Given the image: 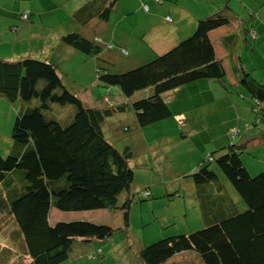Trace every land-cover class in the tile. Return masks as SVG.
Returning a JSON list of instances; mask_svg holds the SVG:
<instances>
[{
  "label": "trees",
  "instance_id": "16d2710c",
  "mask_svg": "<svg viewBox=\"0 0 264 264\" xmlns=\"http://www.w3.org/2000/svg\"><path fill=\"white\" fill-rule=\"evenodd\" d=\"M153 1L161 4L163 0ZM117 2H83L73 12L79 29L64 33L60 39L88 56L84 60L95 59L97 82L106 87L107 93L110 86H117L120 99L115 96L103 106L87 105L64 83L57 65L48 59L31 55L0 58V97L21 104L11 131L13 150L5 156L0 154V215H6L18 227L8 233L16 246L4 248L12 258L17 248L20 264L23 256L28 258L23 264H62L72 258L69 252L73 243L113 234L111 226L90 220L50 223L51 208L65 212L121 210L127 229L128 211L138 193L132 190L136 151L130 143L117 148V139L107 138L103 125L128 109L138 126L158 123L173 115L168 95L198 79H224L223 58L217 57L211 31L225 27L219 37L226 49L225 59L237 52L238 38L231 33L238 19L236 11L227 2L218 3L216 9L196 18L190 36L154 52L148 61L112 72L110 61L102 55L108 48L106 39L87 33L86 28L93 20L107 22ZM144 9L149 10L147 3ZM18 16L23 21L31 19L29 10L18 12ZM167 17L165 20L171 22ZM13 27L15 30L18 25ZM248 31L251 33V28ZM120 48L128 55L125 47ZM237 67L242 72L239 83L254 100L251 109L259 131L244 135L241 142L208 152L197 163L188 176L198 189L204 226L144 246L140 250L144 264H163L176 253L189 250L204 264H264V171L251 174L242 159L244 153H250L253 142H264V78H256L241 63ZM138 93L143 95L134 98ZM54 104L74 106L66 123L46 114ZM232 129L229 134L234 136L238 130ZM217 169L238 194V203L227 193L215 195L198 188L222 187ZM149 195L148 189L142 193L145 198ZM8 222L6 219L5 227Z\"/></svg>",
  "mask_w": 264,
  "mask_h": 264
},
{
  "label": "rangeland",
  "instance_id": "374dc122",
  "mask_svg": "<svg viewBox=\"0 0 264 264\" xmlns=\"http://www.w3.org/2000/svg\"><path fill=\"white\" fill-rule=\"evenodd\" d=\"M85 1L87 0H44V4H42L40 0H24V4L27 2L29 7L32 6L33 14L31 16L34 18V22L31 23L29 21V23L28 21L20 20L19 16L16 17L18 19L16 20V24L24 26V29L15 33L14 27H12L13 32L8 33L10 29L7 27L4 31L5 34L0 35L4 44L9 39L11 40L8 44L9 48L5 50V53L2 52L3 50H0V58L17 59L22 56L31 55L43 59L51 54L53 60L60 64L64 83L72 87V90L81 96L84 103L95 106L102 100L103 103L109 104V99L112 100L115 96V98L120 99L119 95L121 94L117 86H110V93H107L106 87L97 82L95 73L93 72L95 69V59L91 58L83 61L82 59L88 56L80 52L63 56V50L59 44L60 37L64 33L79 29L80 26L73 18V12ZM146 1H150L148 3L149 10L147 11L144 9ZM52 2L59 4L56 8L52 9ZM225 2L232 7L242 9L239 6L238 0H163L161 4L153 0H138L136 7H134L135 0H118L107 24L103 28L94 26L89 29L94 30L93 32L98 33L102 38L106 39L108 48L103 50L102 55L110 61V71L120 72L130 61H148L154 56L155 53L148 44V41L155 37L159 39L162 35L161 28L170 32L169 35L172 40L173 38L175 41L182 40L194 32L196 18L204 17L211 12L208 10L216 9L218 3L225 4ZM178 7L186 10V13H181ZM166 14L171 16L172 22L162 21L165 19ZM143 15L149 16L152 24L155 17L159 19L150 31H146V29L150 28V25L143 19ZM98 21L93 20L88 26ZM160 24L164 25L160 27ZM155 29L156 34L154 37L152 32ZM42 30H44L45 35L41 34ZM144 32L149 35L151 34L150 38L146 37L145 39ZM120 37L122 45L119 43ZM170 42L169 38L165 40L163 47L166 48ZM43 44L49 48L44 53ZM121 46L125 47L128 55H124L121 52ZM156 47H160L158 42ZM158 49L160 51L157 52L163 51L162 48ZM239 54L241 56V63L244 66L249 51L247 52L241 47L235 53V55ZM252 55L254 56L253 53ZM59 58L61 59L60 61H58ZM130 66L132 65H128V67ZM255 72L260 76L264 73V69H256ZM242 88L244 89V87ZM243 89L241 92L245 93L246 91ZM83 90H87V92L79 93ZM233 90L236 92L237 89L234 88ZM90 91L93 93H88ZM140 93L136 94L134 98L143 95V93L142 95ZM86 94L88 95L85 96ZM247 99L252 101L250 94L247 95ZM73 110V105L54 104L50 110L46 111V114L60 120L62 123H66ZM19 111H21L20 102H10L0 97V154L3 156L13 150L15 142L11 138V131ZM130 112L132 110L128 109L112 117V120L116 124H121L122 128L123 126L130 127L128 131L123 132L128 135L132 130L134 132L137 129H134L131 123L132 116ZM177 127L174 128L172 126V128L165 131L166 134L164 136L162 131H154L153 126L152 133L148 131L150 128L138 126V129L144 131V135L148 136L147 139L150 140L149 145L151 147L135 149L136 156L134 161H132L134 165L132 190L138 193L133 196L132 205H130L128 211L129 226L127 229L123 227V211L121 210L95 209L65 212L51 208L48 218L50 223H54L55 218L65 221L90 220L95 223L107 224L114 228L113 234L108 238L99 239L92 237L86 241L73 243L69 254L72 257H78L68 259L69 261H65V264H144L140 257V250L144 246L164 237L179 233H189L204 226L202 224L200 202L194 191L195 184L188 174L191 173L202 158L207 156L208 151H205L203 155L199 154L198 146L202 148L206 145L205 134H209V132L204 133L206 132L205 130L204 132L194 131L188 136H179L183 129H181L180 125H177ZM103 128L105 136L107 138L111 137L108 131H106L107 126L103 125ZM174 134H178L177 139H175ZM234 138L236 140L233 139L230 142L239 141L241 135L238 134ZM116 147L121 149L122 143L117 142ZM160 150L163 152V156L157 158V162H152V164L146 161L148 159L146 156L152 151L156 153ZM247 153L243 154L242 159L248 165V171L251 174H255L259 170L264 171V144L258 146L255 153H249L250 156ZM246 157H249L248 161L245 160ZM209 165L213 168L215 167L214 162L209 163ZM170 170L173 173H170ZM217 173L219 181L222 182L223 187H226L228 194L232 198H235L236 202L240 201L241 199L238 194L221 170L217 169ZM149 184L154 185L150 187L148 186ZM145 189H148L150 192L147 198L142 197ZM157 189L163 190L162 192L165 196L159 195L160 193L155 191ZM6 219L10 222L5 227ZM13 227L14 231L18 228L6 215H0V264H20L21 262V260H17L19 257L18 253L20 252L16 247L14 250L18 253L14 255V258L10 257L9 254L7 256V250L5 251L4 248L16 246V241L14 243L8 236L9 231ZM77 252H83V254L81 255ZM185 257L188 259L182 263L204 264L200 257L190 250L176 254L163 264H171L172 261H183ZM22 261L25 263L28 261V258L23 256Z\"/></svg>",
  "mask_w": 264,
  "mask_h": 264
},
{
  "label": "crops",
  "instance_id": "0c3cea01",
  "mask_svg": "<svg viewBox=\"0 0 264 264\" xmlns=\"http://www.w3.org/2000/svg\"><path fill=\"white\" fill-rule=\"evenodd\" d=\"M40 1L42 4H44V0H40ZM149 2L146 1L147 4ZM238 2H239V6H241L242 9L232 7L233 9H235L238 19L236 20L234 27L231 29V33L235 34L238 38L237 52L238 50L241 49V47H243V49H245L247 52L249 51L248 57L245 60L246 62L244 67L246 69L248 68L247 70L250 69L255 77L257 76L260 77V79H263L264 73L258 76V73L255 72V70L264 69V51H263L264 50V0H238ZM137 4H138V0H135L134 7H136ZM56 7L57 5L51 4L52 9ZM178 8L181 13H186V10L181 9V7ZM24 10H29L30 15L33 14L32 6L29 7L27 2H25L24 4V0H0V35L5 34L4 31L7 27L10 29L8 33L13 32L12 27L16 25V17L18 16V12ZM166 16L169 15L166 14ZM143 19H145V21H147L148 24L150 25V28L146 29V31H150L152 27L155 26V22L159 20L157 17H155L152 24L149 20V16L143 15ZM29 21L33 23L34 18L31 16V19L28 20V22ZM162 21H165V19H163ZM107 22L98 21L90 26H87L86 31L91 34L95 33L96 35L101 36L98 33L93 32L94 30H90L89 28H92L94 26H99L98 28L100 27L103 28L105 24H107ZM163 25L164 24H160V27H162ZM243 27H246L247 29H244ZM248 27L251 28V33L249 32L250 30L248 31ZM23 29L24 26H18L15 29V33H18L20 30ZM224 31H225V27H221L209 33L210 38L213 39L217 57L223 58V65L225 66V70H226V75L224 79L212 80V79L202 78L193 81L191 83H188L187 85L177 89L174 93L168 95V98H170L169 106L173 112V115L158 123H153L144 126L146 128H150L148 129L150 133H152V126H153L154 131L155 130L162 131L164 136L166 134L165 131L172 128V126L174 128H178L177 125H180L181 129H183L180 132L181 135L179 136H185V135L188 136L194 131L204 132L205 130L206 132L204 133L209 132V134H205L206 145L202 148H199L198 146V151L200 155H203L205 151L210 152L219 147L230 144L231 143L230 141L235 139L234 137L238 134L241 135V139H242L244 135H249V134L253 135L254 133L259 131L254 123L255 116H253L252 114L253 112L251 109V107L254 105V100L252 97L251 99L253 102L247 99V95L249 93L246 90L245 91L247 93L241 92L243 86L239 83V79L241 78L242 72L237 67L238 64L241 63V56L240 54L239 55L231 54L230 56L228 55L229 60L225 59V55H227L226 49L223 46L221 39L219 38L220 35L224 33ZM152 33L154 34L155 37L156 29ZM161 33L162 35L159 37V39L155 37V38H151L148 41V44L150 45V47L154 52L160 51L158 48H162L164 51L166 50V48L172 46L175 42L178 41V40L175 41L174 38L172 40L171 36L169 35L170 32L165 29L161 28ZM41 34L45 35L44 30L41 31ZM150 35L144 32L145 39L146 37L150 38ZM168 38L170 39L171 42L168 43L167 47L165 48L163 47V45L165 40H168ZM10 42L11 40L9 39L7 43L4 44V41L0 37V50L1 51L3 50L2 52L5 53V50H8L9 48L8 44ZM61 42L62 41L60 39L59 44L61 45V48L63 50L62 52L63 56L76 54L77 51H75L74 49H72L70 46L66 45L63 42L61 44ZM157 42L160 44V47L158 48L156 47ZM119 43L122 45L121 37L119 38ZM42 46L44 47L43 53L49 50V48L46 47L45 44H43ZM252 53L254 54V56L252 55ZM45 59H48L52 63L56 64L60 76L64 77L62 72L60 71L61 70L60 64L53 60L51 54L46 56ZM60 60L61 59L59 58L58 61ZM82 60L85 61L84 59ZM134 63L136 64L139 62L137 60H135L134 62L130 61L125 66V68L128 67V65H133ZM234 88L237 89L236 92L235 90H233ZM85 92H87V90L80 91L79 93H85ZM88 93H93V92L90 91ZM87 95L88 94H86L85 96ZM103 104L104 103L102 102V100H100L95 106H103ZM130 113L132 116L131 123L134 129L137 128L134 132L132 130V132L129 135L124 134L123 132L128 131L130 129L129 126H123L122 128L121 124H116L115 121H113L112 119L111 120L108 119L104 124L107 126L108 133L111 135L112 139L114 137V139H117V142L122 143V145H124L125 143H130L135 147V149L151 147L149 145L150 140L147 139L148 136L144 135V131L138 129V124L135 119V116L132 114V112ZM231 128H234L231 130V131L234 130V132L238 130L234 136L229 134ZM174 137L175 139H177L178 134H174ZM263 144L264 142L262 140L253 142L252 145L253 148L250 149V153H255L257 151V147ZM156 153L155 151H152L148 156H146V158H148L146 159V161H148V163L157 162V158L162 157L163 152H161L160 150L157 151ZM247 154L249 155V152ZM245 160L248 161L249 157H246ZM243 162L245 163L244 160ZM245 165L248 166L246 163ZM171 171L172 170H170L169 172L173 173ZM152 185L149 184L148 186L151 187ZM178 186H180V184H178ZM198 188L200 189V191L207 190L208 193H213L215 195H217L216 193L228 194L226 187L223 186L220 187L219 185H214L212 187L208 186V187H198ZM196 190L198 191V189H196L194 185V191L196 192ZM155 191H157V193H160L159 195L165 196V194L162 192L163 190L160 191L157 189ZM233 200H235L236 202L235 198H233ZM217 208L218 207H215V211ZM59 220L60 219L55 218L54 222ZM77 253L81 255L83 254V252H77ZM75 257L78 256H74L71 259ZM171 258H169L166 262H168ZM187 259L188 258L185 257L183 261H179V262L172 261L171 264H181L182 262L187 261Z\"/></svg>",
  "mask_w": 264,
  "mask_h": 264
},
{
  "label": "built area",
  "instance_id": "2783aa9c",
  "mask_svg": "<svg viewBox=\"0 0 264 264\" xmlns=\"http://www.w3.org/2000/svg\"><path fill=\"white\" fill-rule=\"evenodd\" d=\"M167 19H168V20H170V18H169V17H167ZM233 132H234V130H233ZM147 194H148V192H145V195H147Z\"/></svg>",
  "mask_w": 264,
  "mask_h": 264
}]
</instances>
